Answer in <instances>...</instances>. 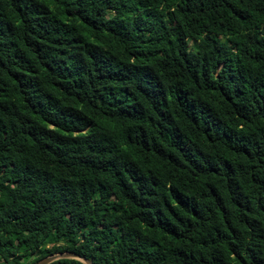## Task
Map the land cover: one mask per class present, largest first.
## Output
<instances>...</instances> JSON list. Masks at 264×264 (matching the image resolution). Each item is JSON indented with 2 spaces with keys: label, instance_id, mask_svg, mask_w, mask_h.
<instances>
[{
  "label": "trees",
  "instance_id": "obj_1",
  "mask_svg": "<svg viewBox=\"0 0 264 264\" xmlns=\"http://www.w3.org/2000/svg\"><path fill=\"white\" fill-rule=\"evenodd\" d=\"M63 250L264 264V0H0V264Z\"/></svg>",
  "mask_w": 264,
  "mask_h": 264
},
{
  "label": "water",
  "instance_id": "obj_2",
  "mask_svg": "<svg viewBox=\"0 0 264 264\" xmlns=\"http://www.w3.org/2000/svg\"><path fill=\"white\" fill-rule=\"evenodd\" d=\"M59 257H74V258L81 260L84 264H92L91 261L87 257L81 256L78 253L71 251V250H63V251H57V252L50 253V254L44 255L36 259L35 261L29 264H44V263H47Z\"/></svg>",
  "mask_w": 264,
  "mask_h": 264
}]
</instances>
